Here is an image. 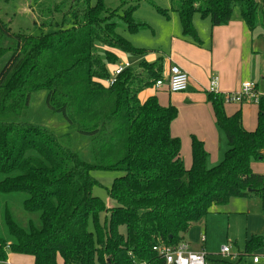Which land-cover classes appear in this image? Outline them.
<instances>
[{"label":"trees","instance_id":"16d2710c","mask_svg":"<svg viewBox=\"0 0 264 264\" xmlns=\"http://www.w3.org/2000/svg\"><path fill=\"white\" fill-rule=\"evenodd\" d=\"M28 2L40 35L13 32L0 14V209L4 196L5 206L13 201L38 212L41 226H20L6 207L11 239L0 229V264L9 252L29 255L34 264H162L154 246L183 242L192 225L233 198L264 197V174L252 167L264 161V98L250 131L241 110L228 115L223 96L209 92L228 149L209 167L204 143L192 136L186 168L181 140L171 134L177 107L162 105L156 95L139 98L164 78L162 60H143L105 84L121 53H146L118 32L147 27L135 17L139 2L123 15L105 0ZM236 8L249 30L264 36V0H171L183 36L194 41L196 13L214 28L229 24ZM94 169L123 173L108 189L115 207L93 194ZM101 212H109V224L100 223ZM263 241L253 236L246 251Z\"/></svg>","mask_w":264,"mask_h":264},{"label":"rangeland","instance_id":"374dc122","mask_svg":"<svg viewBox=\"0 0 264 264\" xmlns=\"http://www.w3.org/2000/svg\"><path fill=\"white\" fill-rule=\"evenodd\" d=\"M97 1L98 0H91V3L95 4ZM150 1L166 11L169 14V17L159 13L150 4ZM138 2L139 8L135 12V17L138 21L146 23L147 27L141 28L138 32H130L124 27H119L118 32L131 42L133 46L146 50L145 55H155L156 58L161 59L164 63V61L166 62L170 56L172 40L175 38L185 40L182 34L180 17L177 12L171 10V0H128L126 5L123 4V0H105L108 7L117 9L121 15H123L124 11L131 5L138 4ZM0 11L2 18L10 24L13 32L22 31L26 34L40 35L41 30L39 25H36L35 23H39V18L37 13L29 7L28 0H10L8 3L4 0H0ZM238 17L242 18L239 9L236 8L232 19H237ZM65 23L66 26H71V21L69 19H67ZM193 24L200 37L205 41L209 39L210 42L212 36L210 19L203 18L199 13H196L194 15ZM261 32V29L253 31V35L248 38L247 43L243 48L242 56L244 57L245 67L241 74L240 85H242L243 82H255L258 84L259 91L264 93V36L260 35ZM99 50L100 53H105V48L103 46L100 47ZM133 60V55L122 53L119 63H129L130 66L134 67L139 65L140 62L145 59H138L137 63L135 62V64L132 65L130 61ZM113 67H115V65ZM105 84L107 83L105 82ZM165 89H167V87L161 89L152 87L142 91L140 95L142 99H145L146 96L152 93L157 96L160 102L166 103L165 105L167 106L172 104V99L169 98ZM36 96L37 94L34 95V98H36ZM42 97V99H44V95H42ZM236 104L238 103H225V111L227 112L231 109V106H236ZM258 107L257 104H253V108L250 109L253 110V115L256 114ZM34 109L39 114H43L39 104L34 103ZM235 109H237V106ZM251 115L249 114L250 117ZM58 121L62 122L59 118ZM182 157L183 155L181 158ZM188 157H191V153L189 152ZM182 160L184 162V158H182ZM254 164V171L264 174V161H257L254 162ZM209 167H213V165ZM91 174L93 178L98 181V184L94 186L93 194L100 197L109 208L115 207L116 203L110 198L108 189L111 188L114 180L120 177L123 173L119 171L94 169ZM2 178L3 176L0 174V179ZM1 203L0 229L7 239H11V237L6 227V207L8 208L12 219L20 226L26 229L29 228L30 223L37 227L41 226L40 214L38 212H27L19 203L13 201L8 202L9 204L5 206L6 197L4 196L1 197ZM249 209H254L258 214V217H249V214H247ZM109 216V212H101L99 215L100 223L102 225H105L106 223L109 224ZM260 218L264 221V197H261L258 193H251L248 197L233 198L227 205L216 206L207 218L197 225V229L193 231V234L195 239L199 238V240L202 235L206 237L207 240L204 244V249L209 254L211 264H264V241L263 245L259 246L254 252L248 253L246 251L248 223L253 227L254 223L257 222V219L259 221ZM204 226L206 227V230L204 229ZM252 229L253 228H251V230ZM122 231L124 232L125 228H122ZM93 232H95L94 226ZM191 232L192 228L185 235V242L189 241ZM223 246L230 247L231 252L229 255L221 254ZM29 259L31 260L33 258L26 255L22 257V255L17 253H8L9 264H30L28 261ZM33 261L32 264H34ZM95 264L102 263L97 259Z\"/></svg>","mask_w":264,"mask_h":264},{"label":"crops","instance_id":"0c3cea01","mask_svg":"<svg viewBox=\"0 0 264 264\" xmlns=\"http://www.w3.org/2000/svg\"><path fill=\"white\" fill-rule=\"evenodd\" d=\"M211 35L210 42L209 39L207 41L202 39L199 34L197 41L189 37H184L185 40L180 38L173 39L170 56L166 62H162L164 78L167 76L171 64L179 65L189 74L190 82L186 91L172 93L168 89H165L169 98L172 99L171 103L179 110L178 118L171 124V134L173 137H178L181 140V156L183 155L182 158H184L186 168H189L192 164V154L191 157H188V152L191 153L192 136H195L204 143L205 149L208 152V166L219 164L225 157L228 141L224 132L218 127L212 104L208 101L210 81L212 76L216 75L219 77L218 92L221 94L235 92L240 89V78L245 67L244 57L242 56L243 48L248 38L253 35V32L249 30L243 19L238 17L237 19H232L227 25L212 28ZM121 56L122 53L120 54V58ZM143 58L148 62H155L159 59L155 55H141L134 56V60L130 61V63L134 65L138 59ZM152 95L150 93L145 99ZM139 98L145 100L141 98V95H139ZM160 103L162 105L166 104L164 102ZM236 106L237 109L242 111V120L245 128L250 131L256 129L259 108H257L256 114L253 115V110H250L253 108L252 103L239 104V106L236 104ZM236 106H231L227 114L232 115L239 111L235 109ZM249 114H252L251 117ZM254 166L255 164L253 163V170ZM247 214H249V217H258L254 209H249ZM203 221L195 223L191 227L192 232L187 243L195 251L205 250L206 237L202 235L199 240V238L195 239L193 234V231L197 229V225ZM251 228L253 229L251 230ZM204 229L206 230L205 226ZM247 230V240L254 235H264V221L261 218L259 221L257 219L253 227L248 223ZM203 236L205 237L204 242L202 241ZM20 255L22 257L25 256L23 254ZM33 260L29 259L28 261L32 264ZM9 263L10 261L8 260L7 264Z\"/></svg>","mask_w":264,"mask_h":264},{"label":"built area","instance_id":"2783aa9c","mask_svg":"<svg viewBox=\"0 0 264 264\" xmlns=\"http://www.w3.org/2000/svg\"><path fill=\"white\" fill-rule=\"evenodd\" d=\"M130 67L129 63H119L111 71L109 79L106 81L107 85L115 82L116 77L119 76L125 69ZM219 77L213 76L210 81V91L214 94H221L218 92ZM189 84V74L179 65L171 64L169 66L167 76L156 81L154 88L161 89L167 87L172 93L184 92L187 90ZM225 103H252L259 105L261 98H264V93L259 91L258 84L255 82H243L240 89L235 92H227L221 94ZM205 241V237H202ZM154 251L157 252L162 259V264H211L209 254L205 250L195 251L190 248L185 241L176 246L156 245ZM231 249L229 246H223L221 254L229 255ZM136 264H151L148 262H138Z\"/></svg>","mask_w":264,"mask_h":264}]
</instances>
